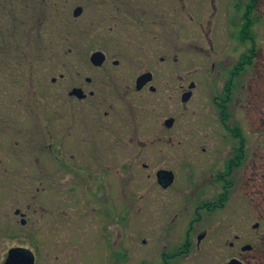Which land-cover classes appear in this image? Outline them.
I'll return each mask as SVG.
<instances>
[{"label":"flooded vegetation","instance_id":"flooded-vegetation-1","mask_svg":"<svg viewBox=\"0 0 264 264\" xmlns=\"http://www.w3.org/2000/svg\"><path fill=\"white\" fill-rule=\"evenodd\" d=\"M236 2L112 0V39L117 41L115 48L112 43V64L101 51L90 57L93 70L111 66L105 74L108 80L96 85L92 77L83 79L79 65L64 63L60 73L49 76V85L41 84L37 90L31 86L27 97L18 98V112L10 111L14 103L9 107L3 104L2 111L8 112L0 116V232L3 237L15 238L28 228L30 240H1L0 264H8L16 251L39 264L38 246L33 242L34 217L40 211L44 217L54 193L44 186L36 190L35 184L36 180L53 179V175L56 180L82 185L78 193L73 189L74 199L82 192L87 199L108 201L111 208L113 196L138 195L132 187L131 192L113 189L116 180L125 186L139 180L148 196L163 194L164 201L167 193L176 191L170 196L178 205L171 209L172 214L166 210L164 223L157 227L158 255L143 256L139 264H153L154 260L157 264H249L251 255L259 262L264 252V229L261 232L258 222L260 189L250 187L259 182L257 150H251L250 137L232 111L238 102L236 91L259 56L253 33L257 0H248L246 6L242 0ZM13 5L0 0V12ZM78 9L81 12L76 15ZM33 12L37 16V10ZM235 13L241 15L235 17ZM82 14L81 6L73 11L75 19ZM124 28L129 31L121 32ZM185 32L198 34L207 47L188 43L185 48L181 41ZM123 34L128 37L118 40ZM247 44L251 45L248 50L244 49ZM186 52L205 58L206 63ZM96 53L104 56L102 64L92 62ZM25 60L22 53L18 63ZM34 71L29 76L32 81ZM215 83L221 84V91L210 107L219 122L212 127L208 121L207 127L212 129L208 128L206 138L213 137L212 143L201 148L203 153L211 152L210 160L204 165L201 161V170L191 161L180 165L181 148L194 147L182 144L180 109L187 111L196 103L200 88L204 86L207 92ZM109 100L108 110L101 113L103 103ZM164 101L169 107L167 115L161 114ZM37 164L41 165L40 174ZM181 178H185L184 188L174 190ZM238 194L246 198L257 222L228 227L229 212L239 215L246 208ZM40 200L44 204H38ZM127 211L133 214L131 206ZM207 220L210 223L205 224ZM205 225L210 227H202ZM101 229L109 248L112 224ZM108 258L112 261L110 250Z\"/></svg>","mask_w":264,"mask_h":264},{"label":"rangeland","instance_id":"rangeland-1","mask_svg":"<svg viewBox=\"0 0 264 264\" xmlns=\"http://www.w3.org/2000/svg\"><path fill=\"white\" fill-rule=\"evenodd\" d=\"M229 1H232L229 5L237 4L236 0ZM242 1L243 6H246L248 0ZM8 3L14 4L13 8L8 7L7 12H0V64L4 65L0 69V116L1 112H8V110L2 111L3 104L9 107L11 102L14 103V110L10 111L18 112V103H15L18 98L27 97V90L31 86L37 90L41 84L49 85V76L60 73L61 65L64 63L79 65L83 79L92 77L96 80V85H99L102 80L109 79L105 74L107 70L111 69V66L102 70L103 72L93 70L90 57L94 52L101 51L108 57V64H112V43L113 48L117 47L116 39H112V0H8ZM239 3L241 5V1ZM78 6L83 8V14L75 19L73 11ZM34 9L37 10V16L34 15ZM33 15L35 18H32ZM233 15L237 17L241 13ZM254 15L256 21H254L253 33L256 37L259 56L254 60L255 67L247 70L246 77L243 78L244 85L239 86L236 91V101L239 104L236 102V108L232 111L238 121L243 124L245 133L250 137L251 150H257L255 159L257 161L256 170L259 172L257 182L258 180L259 182L251 184L250 187L253 188V185H256L260 189L261 220L258 222L259 227H262L261 232H263L264 0H257ZM128 31L127 28H124L121 32ZM126 37L128 36L123 34L117 39L121 40ZM200 40L198 34L191 35L186 32L182 34L181 39L185 48H188V43H201L207 47ZM249 47L251 45L247 44L244 49L248 50ZM42 49L44 50L42 51ZM126 49H129V46H126ZM22 53L26 55V60L18 63V57ZM186 53L192 58L197 57L201 63H206L205 58L195 57V54L190 52ZM3 57L5 58L4 62H2ZM31 63L34 64L33 67H29ZM21 64L23 66L18 67ZM32 70H35L33 81L29 77ZM208 89L206 92L205 87H201V91L197 93L196 103L193 102L187 111L183 108L180 109L182 144L185 146L193 144L194 147H182L178 153V159L180 165L183 161H191L198 170H201L200 166H203L205 161H209L212 155L210 151L203 153V149H201L202 147L207 148L208 144L212 143L213 137H207V139L206 132L210 131L208 128L212 129L219 122L216 113L211 110L210 103L214 96L220 95L221 84L215 83ZM36 95L38 96L39 92ZM109 103H112V100L103 103L102 106L106 108L102 107L101 113L108 110ZM180 105L183 106L181 101ZM167 106V102L164 101L161 106L164 107V110L162 109L161 114L164 112L165 115L168 114L169 107ZM209 120L212 127L209 125L207 127ZM224 143L227 145L226 142ZM227 151L229 149L224 150L223 157H226ZM165 165H171V163ZM40 167L41 165H36L38 173ZM185 183V178L177 180L174 190L183 189ZM112 184H115L112 188H120L119 191H124L127 188L126 192H131L130 187L135 188L133 191H136L138 195L134 197L129 194L113 196L111 208L108 201L104 204L95 198L87 199L82 195V192L79 196L81 199L78 196L74 199L75 192L78 193L81 190L80 183L56 180L54 175L53 179L47 178L44 183L36 180V190L44 186L48 191L54 193L52 205L48 206L50 209L47 208L44 217H40L43 214L41 211L34 217L36 234L33 242L38 246L39 264H77L78 261L83 264H139L143 256L158 255L160 232L157 227H161L164 223L166 210L170 209L172 214L171 209L175 204L178 205V201L172 200L170 196L176 191L167 193L164 196V201L163 194H161L162 197L155 193L148 196L146 190L143 189L146 187L139 180L127 183L126 186L117 180ZM72 191L75 192L72 193ZM145 194L146 197L143 196ZM167 196H170L169 199ZM237 198L246 208L239 215L232 216L231 211L229 212L228 227H247L249 222H257L251 209L249 210L248 203L245 202L246 198L240 194L237 195ZM40 203H43V200L38 201V204ZM129 206L133 208L131 215L127 213ZM93 207L99 210L92 212ZM110 212L112 218L109 215ZM182 218H180L181 221ZM208 223H210L209 220L205 222V224ZM111 224L112 238H107L110 240L108 248L101 227H108ZM202 227H210V225ZM29 231L28 228L22 229L15 238L3 237L0 232V241L15 239L28 242L30 240V237L27 236ZM108 249L112 252V261L108 258ZM118 256H125V258L118 259ZM258 258L259 262L251 255L252 260L249 264H264V252H261ZM153 264H157V260H154ZM201 264L206 263L202 261Z\"/></svg>","mask_w":264,"mask_h":264},{"label":"water","instance_id":"water-1","mask_svg":"<svg viewBox=\"0 0 264 264\" xmlns=\"http://www.w3.org/2000/svg\"><path fill=\"white\" fill-rule=\"evenodd\" d=\"M80 12H81V9H78L76 11V15H79ZM103 61H104V56L101 53H96L92 56V62L94 64L99 65V64H102ZM184 100L186 101L187 99H184ZM170 182H171V179H170ZM8 264H32V258L23 252L16 251L11 254ZM231 264H235V263H231Z\"/></svg>","mask_w":264,"mask_h":264}]
</instances>
